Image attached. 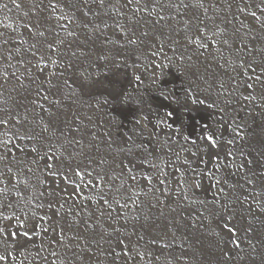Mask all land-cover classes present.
<instances>
[{"label": "snow or ice", "instance_id": "6c2138e0", "mask_svg": "<svg viewBox=\"0 0 264 264\" xmlns=\"http://www.w3.org/2000/svg\"><path fill=\"white\" fill-rule=\"evenodd\" d=\"M26 5L28 10L23 11L24 17L31 19L30 13L39 16L34 24L25 25L33 42L29 43L27 39L17 38V29H13L11 23H5L8 20L6 14L4 19L0 20V101L3 103L9 100L15 101L12 93L21 97L10 108L0 107V130H2L0 131V264H12L20 249L26 252L27 249L20 237L28 238L30 231L35 232L36 225L22 233L3 226V221L20 220L15 211L11 215H5L3 210L13 209L14 204L18 205L19 201L24 199V191L34 187L30 179L41 171V163L43 162L44 170H49L51 175H55L56 172L51 171L52 164L49 161L55 158L59 163L60 157L71 148L72 151L67 157L69 161L67 171L71 176L83 180L85 175L90 176L91 173L87 168L82 171L79 164L73 167L71 161L77 156H82L92 164L90 153L93 149L99 153L101 143L109 150H113L115 146L114 150L117 154L124 155V159L116 164V168L120 171L113 169L108 176V180L111 181L107 185L108 191L99 193L98 202L93 201L96 204L95 209L88 210L84 205H80V208L84 209L83 215L75 211L74 207H69L61 216L64 204L60 200L49 202L48 207L53 208L54 215L59 217L50 225L55 238L48 240L47 248L41 244L33 260L36 264H49V256H58L55 249H63L67 264L73 262L85 264V260L88 264H141L146 257L149 258L147 264H151L152 260L159 261L160 255H154L149 251L148 245H156L161 241L162 249L170 248L171 244L167 242L168 234L172 232L174 236L175 231L179 230L182 224L176 208L164 202V194L170 191L169 188L153 185L152 177L147 175L145 180L148 186L139 191L136 190V184L128 183L129 179L138 183V177L133 174L136 167L134 161L141 167L148 164L155 170L154 176L168 178V174L162 172L159 165L152 162L153 159L160 157L155 145L149 147L151 140L148 143L143 141L136 143L134 138L143 136L149 125H152L153 130L148 132V136L154 137L161 147H167L168 152L174 155L177 161L181 159L182 152H188L192 157H198L199 154L197 167L192 166L191 160L184 159L185 171L181 172L180 168H176L175 171L180 173L181 179L177 181V188L171 191H179L183 200H188L189 193L201 188L202 179L207 177L213 182L211 186L217 188V192L214 193L211 201L198 202L209 215L222 214L231 221L237 214L236 209L232 207L237 201L241 204L250 201L249 207L245 210L247 213L258 211L260 215H264V200L258 199L264 197V148L256 155H253L255 149L246 151L249 135L264 145V122L257 125V132L250 134L247 131L250 128L247 117H251L257 108L264 114V36L250 38L253 31L264 33V0H47V2L0 0V13H8L13 9L22 10ZM57 10H61L60 14L54 17L53 14L57 13ZM53 19H55V28L51 27ZM245 20L251 21L252 25L245 24ZM62 21L65 23H61ZM181 22L183 28L178 26ZM165 28L172 33L182 32L185 46L194 45L198 52L210 45H219L215 48V52L218 58L223 60L220 66L231 69L232 74L228 76L227 81H216L218 89L215 99H212L210 94L204 95V99H201L200 96L208 92V89H200L199 84L194 81L183 89L182 94H177L165 87L157 76L153 75L151 80L152 85L155 86V95L175 104L184 112H190L192 110L190 106L205 105L206 101L211 100L206 106L218 109L222 114L220 127L229 128L232 133V139L223 141L225 145L223 152H221L219 132L209 131V124L202 125L203 134L191 139L188 135H182L181 122L175 133L180 139L176 140L169 135L161 143L155 129L161 124L172 128L175 123V110L162 112L159 109L154 110L150 100L145 99L146 92H141L133 98L131 93L113 91L110 93L111 99L95 98V106L100 110H103L105 105H136L137 113L133 119V128L128 132L122 131L119 117L113 115H108L109 130L104 132L103 139L95 130L98 125H92L91 128L88 125L81 127L83 121L75 114L72 120L64 122V127L57 125L52 119L56 113L52 112L51 108H45L44 102L63 109L61 99L57 98L63 95L64 100H70L73 104L79 102L83 106L92 107L90 101L80 99L66 75L76 67L75 62L81 56H87L81 45L92 42L95 46L96 42H99L100 52L97 59L102 61L108 60L105 52L109 45L119 44L123 48L141 46L145 45L146 41L150 43L155 40L159 45L157 48L159 52L165 44L170 48L173 44H180L178 39L165 36L162 31ZM112 30H115L113 34H120L123 44L120 40L112 39L109 35ZM82 34L83 40L80 39ZM48 35L53 39H48ZM205 39L208 43L203 42ZM157 52L152 54L155 56ZM180 59L183 60V56ZM118 63L117 61V65ZM79 75L82 81H87L91 74L81 71ZM135 79L143 84L140 76H136ZM237 80L239 83L236 82ZM211 87L209 85V88ZM241 87L247 91V95L240 92ZM65 89L68 91L65 92ZM50 94L53 96L52 100H49ZM164 107L167 108V105ZM37 109L47 112L49 119L45 120L40 116L37 120L36 117L39 116ZM246 109L248 110L246 117L241 118L238 113L245 112ZM77 121L79 123H76ZM104 123L105 121L101 120V124ZM12 130H14L13 134L9 136L8 133ZM14 140L21 142L26 140L31 147L27 145L21 147L20 144L14 143ZM197 140L201 144H198ZM240 141L244 143H239ZM192 148H196V152H192ZM13 149L25 153V157L22 159ZM55 153H59V157L55 156ZM205 156L207 159H204ZM150 157L152 159H149ZM97 163L105 165L110 162L104 157H99ZM111 163H115V158ZM161 163L165 162L161 160ZM167 163L170 164L171 160ZM200 164L204 167H199ZM107 175V173L104 175L97 173L95 180L103 182ZM228 176H237V182L229 183ZM64 179L70 180V176L65 175ZM164 183L163 179L157 180L159 185ZM20 185H23L24 191L21 190ZM86 186L96 188L100 185L93 180H88L86 185L73 181V195H78L77 190ZM237 188L244 189L248 194L237 196L236 201L229 199V194L234 193ZM141 196L145 199H141ZM60 199L62 200L63 197ZM251 204L255 205V210ZM209 205L212 207L209 208ZM165 207L176 215L169 219L165 216ZM154 208H159L158 216L149 214ZM66 217H70V220ZM161 217L165 220L163 224L157 223ZM187 219L192 220L191 217ZM253 219L259 220L260 216L253 215ZM196 220H199V217H196ZM21 225L23 226V222ZM192 226H196L195 220L192 221ZM223 227L228 228V224L224 223ZM44 231L47 233L49 229L45 228ZM229 232L232 236H236L238 232L242 233L239 238L230 240L239 252L236 257L223 252L222 264H231L237 258L246 261L247 264H264V232L254 227L251 221L243 227L233 226ZM151 233L155 235L141 246L140 241L145 240V234ZM132 236L136 237L135 241L131 239ZM113 237L116 239L115 245L112 243ZM9 240L13 242L9 243ZM125 240L128 243H125ZM242 240L247 243L248 251L241 247ZM104 244L108 246L105 248ZM117 248L120 251H117ZM45 252L47 255L44 254ZM241 252L245 254L240 255ZM20 254L23 255L22 252ZM173 259L176 264H183L188 257L186 254H180Z\"/></svg>", "mask_w": 264, "mask_h": 264}, {"label": "rangeland", "instance_id": "374dc122", "mask_svg": "<svg viewBox=\"0 0 264 264\" xmlns=\"http://www.w3.org/2000/svg\"><path fill=\"white\" fill-rule=\"evenodd\" d=\"M45 2H47V0H45ZM27 10L28 6L26 5L22 10L13 9L8 13H0V20H3L4 15L6 14L8 16V20L5 21V23H11L13 29H17V38L27 39L29 40V43H31L33 41L30 39L29 31L25 28V25H28L30 23L34 24L39 16L30 13L29 15L31 19L24 17L23 11ZM60 11L61 10H57V13L53 14V16L55 17L59 15ZM257 14L259 15L260 13ZM45 15H47V13H45ZM69 19H71V16H69ZM240 19L244 18L240 17ZM61 23L65 22L62 21ZM245 24L251 26L252 22L249 20H245ZM178 26L180 28H183V23L181 22ZM51 27L55 28V19L51 21ZM34 30L35 29H33V31ZM57 31L59 30L57 29ZM114 31L115 30L110 31L109 35L112 36V39L114 41L120 40V43L123 44L124 42L120 34H113ZM162 31L165 33V36H171L173 39H178L180 41V44H173L171 48L168 46V44H165L163 49L159 52H157V48L159 47V45L155 40H152L150 43L146 41L145 45L125 46L123 48L120 47L119 44L109 45L107 46V50L105 52V54L108 56L107 61L97 59V55L100 52L99 42H96L95 46H93L92 42L81 45L83 51L87 53V56H81L79 60L75 62L76 67L72 69L71 72L66 73V75L71 76V79H69V83L72 85L73 89H76L77 95L80 97V99L82 101H90L92 103V107L89 108L83 106L82 103L79 102L73 104L70 100H64L63 95L57 97L61 99L64 105L63 109L44 102L45 108H51V111L56 113V115L52 119L57 123V125L61 128L64 127V122L66 120H72L73 114H75L79 116L80 120H82L84 123L83 125H81V127H83L84 125H88L91 128L92 125H98V128L95 130L97 132V135L103 139L104 132L109 130L107 119L108 115L110 114L105 115L104 110L96 108L95 98L99 97L103 99L104 97H108L111 99V96L110 93H107V95L94 94L90 91V87L102 76L117 77L123 69H125L126 72V76L124 78L125 84L128 88L132 89L133 93L131 94L133 98L137 97L141 92H146L147 96L145 97V99L150 100L153 108H165V105H167V108H178L175 104H171L169 101L162 99L158 95H155V86L151 83L153 75L157 76L164 84V86L169 88L174 93L182 94L183 89L187 87L190 82L194 81L199 84L200 89H208V92L200 96L201 99H204V95L209 94L211 95L212 99H215L218 89L216 81H227L228 76L232 74L231 69L222 68L220 66L223 64V60H220L218 58V54L215 52V48L219 47V45H210L208 48L200 49V51L198 52L194 45L187 47L185 46L186 42L183 39L182 32L180 34L172 33L167 28L162 29ZM258 35L264 36V33L253 31L250 35V38L256 37ZM61 36H63V33H61ZM47 38L53 39L51 35H48ZM80 39H84L83 34L81 35ZM162 39H164V37H162ZM203 42L208 43V40L205 39ZM169 43H171V41H169ZM257 43H260V41H257ZM25 47H27V45H25ZM73 48H75V45H73ZM153 52H157V54L154 56L152 54ZM181 56H183V60L180 59ZM189 57H191V59H189ZM117 61L119 62L118 65ZM81 70L85 71V74H91L89 80H81L79 75ZM167 71H169L171 75ZM237 71H239V69H237ZM257 71H259V69H257ZM127 73L129 74V76L127 75ZM136 76H140L143 84H141L139 81H136ZM74 77H78L80 82L85 85V88H83V85H80V83H75L72 80ZM197 77H200V79H197ZM41 79H43V77H41ZM236 82L239 83V80H237ZM53 83H55V81H53ZM209 85H211L212 87L209 88ZM128 88L123 87L121 92L129 93ZM53 91L55 92V89ZM67 91L68 90L65 89V92ZM195 91L196 90L194 89V94ZM240 92L247 95V91H245L243 87L240 88ZM12 95L15 97V101L9 100L7 103H3L2 101H0V107L10 108L12 107L14 102H17L21 99L20 96L16 95V93H12ZM225 96H227V93L225 94ZM52 99L53 96L50 94L49 100ZM208 103H211V100L206 101L205 105L190 106L192 108L191 112H209L210 109L212 112L213 109L218 111V109L216 108L209 109L206 106ZM222 106L223 105L221 104V107ZM103 108L117 109L137 107L135 104H116L105 105L103 106ZM37 111L39 112V116L36 117L37 120H39L40 116H42L45 120L49 119L47 112L40 111L39 109H37ZM247 111L248 110L246 109L245 112H240L238 114L241 118H243L246 117ZM255 112L256 114H261V109L257 108L255 109ZM219 114L222 115L220 112ZM215 115L218 116L216 113ZM89 117H91V121H89ZM216 119L218 118L216 117ZM101 120L105 121V123L101 124ZM218 122L220 123V119H218ZM76 123H79V121H77ZM177 127V125L174 126L173 124V127L170 128L169 131H167L168 133H159L158 136L161 143L165 139H167L169 135H172L174 139L178 140L180 137L175 135ZM112 130L115 131L114 129ZM13 131L14 130L9 131L8 135L11 136L13 134ZM145 132H149L148 129H146ZM153 140V143L156 145V139L153 138ZM13 142L16 144H20L21 147H25V145H27V147L29 148L31 147V145L28 144L26 140L23 142H21L20 140H14ZM70 149L71 148H68V150L64 152V156L60 157L59 163L55 158L52 161H49V163L52 164L51 171H55V175H51L49 170H44L42 162L40 166L41 171L37 172L30 179V183L34 185V187H31L24 191L23 185H20L21 190L24 191V199L20 200L18 205L14 204L13 209L3 210L5 215H11V213L15 211L16 216L20 217L19 221L15 219L11 221H3V226L11 229L12 231L22 233L26 230H31L33 226L36 225L35 232L30 231L28 238L20 237L21 242L24 243L27 251L25 252L24 249H20V251L16 253L17 258L12 262V264H36V262L33 260L35 252L39 250L41 244H43L45 248H47L48 240L55 238V234L51 232L50 225H52L53 221L59 219V217L54 215L53 208L48 207L50 201H61V194L78 198L84 197L85 199H88V197L90 196L88 190L84 188L77 190L79 196L73 195L72 182L74 181L75 176H71V174L67 171L69 163L67 157L68 153L72 151ZM114 149L115 146H113V150H109L105 144L101 143L99 153H97L95 149H93L90 153V157L93 159L92 164H89L88 159H85L82 156H77L74 160L71 161L73 167H75L76 164H79L82 171L84 168H87V171L91 173L90 176H87L90 180L94 179L97 173L101 175H104V173L108 174L107 176H105V180L103 182L99 181L100 187L98 188V192L96 191L95 193H93L94 201L96 202L99 201V193H101L102 191H108L107 185L111 183V181L108 180V176L111 175L113 169L117 172L120 171L119 168H116V164H118L121 159H124V155H117V152ZM161 149L164 156L169 155L167 147L166 151H163V148ZM13 151L22 159L25 157V153H21L16 149H13ZM61 151H63V149ZM191 151L193 152V150ZM183 153L184 152H182L181 154ZM185 154L187 157H191L189 153ZM55 156L59 157V153H55ZM99 157H104L110 163L105 165H98L97 161ZM28 158L30 159L31 156H29ZM114 158L115 163H111ZM178 162L181 161L179 160ZM130 166L131 164L129 165V167ZM33 167L35 168V166ZM57 169H59V171H57ZM65 175L70 176V180L64 179ZM138 178L140 179L138 180V183L128 180L129 184H136V190L145 183L142 176H139ZM82 182L85 181L81 180V183ZM154 183L158 185L157 180L154 181ZM174 184L175 180L173 179V181L170 182V186H173ZM215 191L217 192V189H215ZM41 193H43V195H41ZM49 193L52 194L49 195ZM13 199H15L14 196ZM87 209L93 210L89 207H87ZM79 212L81 213V215H83L84 213L81 211ZM155 212L156 208L152 209L151 213L149 214L155 215ZM164 213L165 216H167L169 219L172 216L176 215L175 213L174 215H170L166 210H164ZM223 217L224 216L222 214L218 215V219ZM178 218L181 220L182 226L179 228V230L175 231L174 236L172 232H169L167 242L171 244L170 248L162 249L161 241H158L156 245H148L149 251H152L154 255H160L161 257L159 261L152 260L151 264H176V261L175 259H173V257L180 254H186L188 257L187 261L183 262V264H221V262L219 261L218 243L223 242L218 232L220 229L214 223V218L209 216L207 218V226L203 229L190 227V224L187 223L185 219L180 217ZM21 222H23V226L21 225ZM63 222L64 221H61V223ZM157 223H165L164 218L161 217L160 220L157 221ZM230 224L232 227H242L240 221H238L236 217L230 221ZM184 225L187 226L185 227ZM45 228L49 229L47 233H45L44 231ZM157 231H159V229H157ZM152 235H155V233L145 234V240L142 242L141 246L145 245V243L151 238ZM185 237H187V239H185ZM12 242L13 241L9 240V243ZM106 245L107 244L103 245V247L106 248ZM243 245L245 246V248H247V244ZM55 250L57 251V253L60 252L61 255L58 254L57 257L49 256V264H67L63 255V249ZM21 252L23 253V255L20 254ZM29 253H31V255ZM44 254L47 255V252H45ZM25 256H27V259H25ZM148 259L149 258L146 257L145 261L141 262V264H147ZM85 264H88L87 260H85ZM243 264H247V262Z\"/></svg>", "mask_w": 264, "mask_h": 264}, {"label": "bare ground", "instance_id": "6f19581e", "mask_svg": "<svg viewBox=\"0 0 264 264\" xmlns=\"http://www.w3.org/2000/svg\"><path fill=\"white\" fill-rule=\"evenodd\" d=\"M86 68H87V66H86ZM167 72L171 75V73L169 71H167ZM127 75L129 76L128 73H127ZM125 76H126L125 69H123L122 72H120L117 77L102 76V77H100V79L97 80V82H95L91 85L90 91L92 93L98 94V95H107V93H112L113 91H120L121 92L123 87L128 88L125 84V80H124ZM68 77H69V79H71L70 75H68ZM72 80L75 83H80V85H83L80 82V80L78 79V77H74ZM83 88H85V85H83ZM128 90H129V93H133L131 88H128ZM111 109L112 108H103V110L105 112V113L104 112L103 113L105 115L110 114V115L119 117V122L121 123L122 131L128 132L130 129L133 128V119L136 116L137 108H117V109L114 108L112 110ZM153 109L154 110L159 109L161 112L164 110H175L174 126L175 125L179 126L182 122L183 123L182 135H188L191 137V139H196L198 135L203 134L202 133V125L203 124H209L210 125L209 131H218L219 132V138L221 140V152H223V148L225 147L223 141L227 140V139H232L231 129L226 128V127H220V123L218 122V119L221 118V115L219 114L218 111L214 110L213 108H212L213 112L209 108L210 109L209 112L206 111V112H200V113H194L191 111L190 112H184L180 108H153ZM145 111H146V109H145ZM215 113L218 116H216ZM216 117L218 119H216ZM243 118H245V117H243ZM169 122H172V121H169ZM247 122L250 125V128L247 130L248 133H250V134L255 133L258 131L257 125L264 122V114H262V113L256 114V112H255V113H253V115L251 117H247ZM147 129L149 132L152 131L153 130L152 125H149ZM169 130H170V128H167L163 124L159 125V127L155 129V131L157 132V135L159 133H162V134L168 133L167 131H169ZM137 131H139V129H137ZM134 138L136 139V143H140L141 141H143L144 143H148L149 140H151L152 143L149 144L150 148L155 145L153 143L154 137H149L148 132H144L143 136L134 137ZM247 140L249 141V143H248V145H246V151H251V150L255 149V151L253 152V155H256V153H258L262 148H264V145L258 143L255 139L252 138L251 135L247 136ZM197 143L201 144V142L199 140H197ZM239 143H244V142L240 141ZM155 146L157 148V152L159 153L160 159H153L152 162L158 164L160 167V170L162 172L168 174V178L165 179V177H163V176H159V177L154 176L153 173L155 172V170L152 169L148 164H144L141 167V165L135 161L137 166L135 167L133 174L136 175L137 177L142 176L144 178V181H145V183L142 186H140L137 189V191H139V189H143V188H146L148 186L146 183V180H145V175L152 177V184L153 185H156L154 183V181H156L158 179H163L165 181V183L163 185L158 184L156 186L160 187V188L167 187L170 189V191L168 193L164 194L165 204L166 205L170 204L173 208H176L177 213H179V217L185 219L187 221V223L190 224V225L188 224L190 227H193L192 221L195 220L196 226L193 228L203 229L207 226V222H208V219H205V217L208 218L210 216V217L214 218V223L220 229L218 232H219L220 238L222 239V242H223V243H218L219 261L221 262V264H222L221 258H222L223 252H228L229 255L236 257L239 250L234 248V246L230 243V240L239 238L242 235V233L238 232L236 234V236H232L229 232V229L232 227L230 224V221H228L226 219V217L218 219V215H209L208 212L204 211L201 204L198 202L199 200H206V201L212 200L214 193H216L215 189H217V188L211 186L213 182L207 177L203 178L202 179V187L195 189L194 193H189V199L188 200H183L182 194L179 191H176V192L171 191L172 189L177 188V181H179L181 179L180 173H177L175 171L176 168H180L181 172H184L186 166H184L183 161H184V159H188V158H189V160L192 161V166L197 167L199 154H198V157H192V156L187 157L185 153H188V152H184L183 154H181V159H180L181 162H178L176 160V157L174 155H171L170 153L168 156H164L161 148H163V151H166L167 150L166 147H161V146H158L157 144ZM185 146L188 147V145H185ZM70 150H72V149H70ZM191 150H193V152H196V148H192ZM149 159H152V158L150 157ZM204 159H207V157L205 156ZM161 160H163L165 162L164 164L162 163V165H161ZM169 160H171L170 164L167 163ZM209 166L211 167V165H209ZM199 167H204V165L200 164ZM226 171H229V170H226ZM173 173H175V175H173ZM125 174L127 175V173H125ZM189 175H192V173H189ZM87 176H89V175L84 176V178H83L84 180H82V181H85V182H82V184L86 185L87 181L90 180L89 177H87ZM227 178L229 180V183H236L238 180L237 176H228ZM173 179L175 180V184L173 186H170V182L173 181ZM92 180L94 183L100 185V182L96 181L95 178ZM138 180H140V179L138 178ZM74 182L81 183V180L78 177H75ZM117 183H119V182L117 181ZM240 183H243V181H240ZM99 187H96V188H93L91 186L83 187L84 189L88 190V192L90 193V196H89L90 199H85L84 197L83 198H78V197H74V196L71 197V196L61 194V197H63V200H61L60 202L61 203L64 202L63 203L64 209H61L62 212L60 215L63 216L64 210L69 208V207H74L75 211L84 212V209L80 208V205H84L86 209H87V207H89L91 209H95L96 204L93 203V201H94V194L93 193H95L96 191L98 192ZM247 194L248 193L244 189L237 188L234 193L229 194L228 198L236 201L237 196H243V195H247ZM141 199H145V198L143 196H141ZM258 199L264 200V197H259ZM193 201H196V202H193ZM121 203H123V201H121ZM249 204H250V201H249V203H245V204H241L240 202L237 201L232 205V207H234L236 209V213H237L236 218L238 219V221H240L242 227L248 221H251L254 227H256L259 231L264 232V223H262V221H264V215H260V213L258 211H254V213H251V214L247 213L245 210L249 207ZM130 207H131V205H130ZM211 207L212 206L209 205V208H211ZM251 207L255 210L254 204H251ZM164 210H166L168 212V214L174 215V213L169 212L168 207H165ZM217 211H218V209H217ZM202 212H203V215H201ZM115 214L116 213H114V215ZM154 214H155V216L159 215V208H156V212ZM253 215L260 216V219L259 220L253 219ZM188 217H191L192 220L187 219ZM196 217H199V220H196ZM242 217H243V219H242ZM66 219L70 220V217H66ZM121 223H123L122 220H121ZM224 223L228 224V228L223 227ZM201 225H203V226L201 227ZM129 231H131V228H129ZM131 239L133 241H135L136 237L132 236ZM142 242L143 241H140V244H142ZM112 243L115 245V243H116L115 237L112 238ZM125 243H128V241L125 240ZM243 244H247V243L242 240L241 241V247L243 249H245V251H248V249L245 248V246ZM106 246H108V245H106ZM116 250L120 251L119 248H117ZM58 254H60V252ZM244 254L245 253H243V252L240 253V255H244ZM243 263H246V261H241L238 258L234 259L231 262V264H243Z\"/></svg>", "mask_w": 264, "mask_h": 264}]
</instances>
